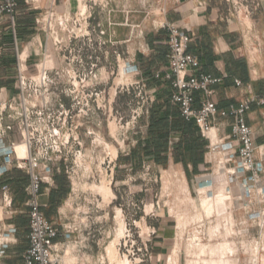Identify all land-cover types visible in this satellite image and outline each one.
<instances>
[{
    "label": "crops",
    "instance_id": "1",
    "mask_svg": "<svg viewBox=\"0 0 264 264\" xmlns=\"http://www.w3.org/2000/svg\"><path fill=\"white\" fill-rule=\"evenodd\" d=\"M249 2L251 10L247 3L237 13L228 0H19L14 20L0 13V90L10 98L18 95L19 60L32 71L42 64L51 69L63 65V52L43 28L41 18L49 9L72 18L85 7L95 37V45L88 51L99 59L100 71L111 65L114 75L123 62L128 81L145 82L154 98L149 111L127 131L122 142L126 152L118 153L116 159L124 167L138 168L149 163L174 169L195 192L196 178L208 166V142L197 123L185 120L180 107L172 101L173 88L165 78L169 70V32L162 24L172 22L189 31L193 39L188 51L199 59L202 71L222 78L212 85V99L220 109L250 102L246 120L262 149L264 0ZM237 79L242 85L236 84ZM120 88L119 84L114 87L117 95L122 92ZM204 98L203 91L196 92L195 107H200ZM233 123L231 117L218 116V134H230ZM13 140L20 141V135L9 134L8 142ZM257 159L264 180V155L258 153ZM29 185L27 170L19 168L12 155L0 152V264H25L30 232ZM70 192L65 162H54L39 201L46 217L59 228L55 242L62 249L69 246L72 237L61 228V214ZM172 221H160L158 240L153 246L157 262L170 256L175 234ZM240 264L251 263L243 256ZM259 264H264V251Z\"/></svg>",
    "mask_w": 264,
    "mask_h": 264
},
{
    "label": "built area",
    "instance_id": "2",
    "mask_svg": "<svg viewBox=\"0 0 264 264\" xmlns=\"http://www.w3.org/2000/svg\"><path fill=\"white\" fill-rule=\"evenodd\" d=\"M228 1L233 2L237 13H240L242 5L249 2ZM18 7L19 0H0V13L13 20ZM88 20L85 7L72 18L49 9L42 16L41 24L51 34L55 46L63 52V65L51 69L42 64L32 71L24 61L19 60L18 95L10 98L0 90V152L12 155L17 166L26 169L30 175V232L25 264H66L67 247L62 249L55 242L60 235L59 228L46 217L39 201L51 164L66 161L72 141L78 140V136L72 137L71 133V110L57 97H81L82 101H77L79 105L89 109L93 101L100 109L103 96L107 92L112 93V87L109 91L103 87L99 59L88 51L95 45ZM70 25L74 26L72 32L77 28L80 34L60 35L59 31L68 30ZM162 27L169 32V70L165 78L173 88L172 101L180 107L185 120L197 123L208 142V166L196 178L194 193L199 198L202 195L214 198L219 193L223 196L221 202L215 203L221 204L220 207L215 205L210 211L202 202L200 205L190 202L193 215L185 219L180 212V222L175 220V240L185 235L186 240L201 248L205 245L204 241L211 237L233 238L239 247L227 254L245 256L251 264H259L260 254L264 251V180L257 154L264 155V148L256 143L254 131L246 120L250 102L243 101L229 109H220L212 99V85L222 78L203 72L199 59L188 51L193 39L190 32L172 22H165ZM75 37L80 40H73ZM122 71L128 73L126 66ZM236 84L242 85V81L237 79ZM125 88L129 92L135 90L141 102L140 111L133 110L127 124L130 129L136 126L143 113L149 111L154 98L143 81H129L121 90ZM198 91H203L205 98L200 107H195V93ZM218 116L234 119L230 134H218L215 127ZM14 133L20 135V141L8 142L9 134ZM214 223L215 226L210 229L209 226ZM148 229L144 248L138 249L144 250L143 261L147 263L154 257L148 243L158 230L152 226ZM201 252L195 251L192 256L200 258L203 255Z\"/></svg>",
    "mask_w": 264,
    "mask_h": 264
},
{
    "label": "rangeland",
    "instance_id": "3",
    "mask_svg": "<svg viewBox=\"0 0 264 264\" xmlns=\"http://www.w3.org/2000/svg\"><path fill=\"white\" fill-rule=\"evenodd\" d=\"M242 16L246 17L244 11ZM73 27L70 25L68 30L59 31L60 35L80 34L77 28L72 32ZM125 65L121 62L120 72L116 70L114 75L111 74V65L100 71L104 89L109 91L112 87V93L103 96L100 109L93 101L89 109L79 105L77 101H82L81 97H57L71 110L72 137L78 136L77 141H72L68 158L64 161L71 180V192L61 214V228L72 236L65 263L240 264L243 257L226 254L223 258L222 250H211L215 244L225 241L219 236L209 238L204 241L205 246L196 248L191 240H186L187 236L175 240V234L170 256L157 262L153 255L152 261H143L144 250L138 249L144 248L148 227L158 229L160 221L165 218H174L172 223L176 226L175 220L180 222V212L185 219H190L193 215L190 202L200 205L205 196L197 197L174 169L166 170L149 163L138 168L124 167L116 159L118 153L126 152L122 142L129 130L127 124L133 110L138 111L141 107L133 89L129 92L125 88L115 95L116 84L122 89L129 82L127 74L122 71ZM214 226L215 223L209 227ZM157 234L158 230L148 243L151 252L158 240ZM229 241H234L230 245L232 248L239 247L233 238ZM204 248L200 259L192 256L195 251L202 253Z\"/></svg>",
    "mask_w": 264,
    "mask_h": 264
},
{
    "label": "bare ground",
    "instance_id": "4",
    "mask_svg": "<svg viewBox=\"0 0 264 264\" xmlns=\"http://www.w3.org/2000/svg\"><path fill=\"white\" fill-rule=\"evenodd\" d=\"M223 199V196L221 193H219L216 197L212 198L210 196L205 197L202 200V204L205 207V209H207V211H210L215 205H217V207H220L221 204H215V203H219L221 202ZM217 227H219V224L217 225ZM231 241L229 240H225L223 241V243H219V244H215V246L211 249L213 250V252H217L218 250H222L221 252V257H226V254L230 251L233 252L235 248H232L231 246ZM205 246V245H204ZM208 247V245H207ZM206 248L202 249V251H205ZM210 250V251H211ZM200 259V258H199ZM223 260V259H222ZM199 261H196V263H198ZM208 264H213V263H208Z\"/></svg>",
    "mask_w": 264,
    "mask_h": 264
}]
</instances>
